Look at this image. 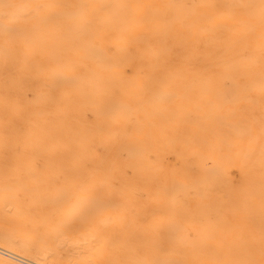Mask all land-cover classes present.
Here are the masks:
<instances>
[{
    "label": "bare ground",
    "instance_id": "obj_1",
    "mask_svg": "<svg viewBox=\"0 0 264 264\" xmlns=\"http://www.w3.org/2000/svg\"><path fill=\"white\" fill-rule=\"evenodd\" d=\"M106 223L121 264H264V0H0V262Z\"/></svg>",
    "mask_w": 264,
    "mask_h": 264
},
{
    "label": "rangeland",
    "instance_id": "obj_2",
    "mask_svg": "<svg viewBox=\"0 0 264 264\" xmlns=\"http://www.w3.org/2000/svg\"><path fill=\"white\" fill-rule=\"evenodd\" d=\"M107 48L112 49L110 44L107 46ZM1 156H3V155H1ZM3 159L5 161H7L8 163H11L13 161L12 160L13 158L11 159L8 157H4ZM142 184L145 185L146 182L142 181ZM111 202H112L111 204H112L113 208L116 206H117V208L126 207L122 203H120V202L118 203V201L114 198L112 199ZM27 207H30V209H32L34 211H38V212H41L43 210V207H41V206H38V207L37 206H27ZM26 210L29 211L28 209H26ZM97 223L99 224V220H96V222L94 221L93 223L88 222V225L94 227ZM7 224L8 225L12 224V226L10 225L11 227L18 226L17 222L15 220H12V219L7 220ZM122 225L121 224L108 225V223L102 225V227L100 228L101 233L108 239L109 243H107V247L105 248L104 251H102L100 253L99 257H97V258H93L90 254V251L83 250L84 252L82 251L80 253L79 251H81L82 249L77 248V250L79 252V254L77 253L79 255V258H78V256H75L77 251L72 250L74 248L71 247V246L75 247V242H73V240L72 241H65L63 238H61L60 241L62 242L61 243L62 249L64 248V245H65V247L68 248L70 254H68V252H66V251L57 252V253L49 251V252H46L49 256L48 259H44V258L43 259L45 260V262H52L53 264H121L122 262H124V257H125L124 253H120V252L115 251L114 247H112V246L114 243H116L121 238V235L123 233ZM124 225H126V226L129 225L128 221H124ZM68 226L71 229L70 234L72 236H74V238H76L80 233L84 232V229L79 225V222H77V221L71 222ZM26 230L28 231L29 234L32 235V237L34 239L41 237V236L37 237V235H35L31 230H30L31 231L30 232L29 229H26ZM1 237H2V234L0 233V246H4L3 240H5V239L2 240ZM41 238L42 239L40 240V242L41 241L42 242H46V241L48 242V240L46 238H44V237H41ZM20 240L18 241L19 245L13 249V252L18 253V254L22 255L24 258L30 259L34 262L39 261V259H42V256L38 253L39 247L37 246V244H31L30 246H28L27 251L24 252L23 250L20 249V243H22ZM151 240H152V237L150 234H148V233L144 234L143 231L135 229L133 231H130L128 243L129 244L131 243L134 246V248L136 249V251L140 257H142V258L146 257L147 258L148 252L145 249L146 243H144V242L150 243ZM64 241H65V243H64ZM72 242L74 243V245L72 244ZM64 250H66V249H64ZM71 250L73 251V254L75 253L74 255L71 254V252H72ZM50 255H51V257H50ZM60 257H62V258H60ZM66 258H68V260ZM26 259L22 258L21 260H24L28 263H31L30 261H27ZM21 263L25 264L23 262H21ZM39 263H40V261H39ZM41 263L44 264V262H41ZM0 264H3V263L0 262Z\"/></svg>",
    "mask_w": 264,
    "mask_h": 264
}]
</instances>
